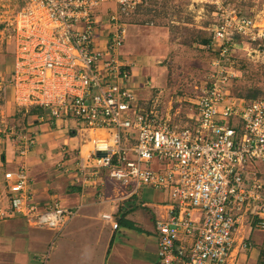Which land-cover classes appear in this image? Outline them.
<instances>
[{
	"label": "built area",
	"instance_id": "obj_1",
	"mask_svg": "<svg viewBox=\"0 0 264 264\" xmlns=\"http://www.w3.org/2000/svg\"><path fill=\"white\" fill-rule=\"evenodd\" d=\"M147 1L0 0V43H12L0 97L8 87L25 113L37 105L52 123L73 121L82 138L72 156L62 146L54 165L98 203L119 208L144 186L165 192V201L153 205L156 264H228L243 217L264 230V97L246 100L230 91L238 42L264 61V25L235 7L220 9L202 45L215 54L211 74L189 92L190 120L180 124V105L172 114L156 100L143 106L149 98L140 100L127 82V19ZM3 138L13 140L19 160L3 173L9 205L0 206V219L20 215L57 236L80 204H36L24 160L34 132L0 125ZM107 184L114 194L104 192ZM113 216L101 214L115 229ZM241 246L251 243L243 239Z\"/></svg>",
	"mask_w": 264,
	"mask_h": 264
},
{
	"label": "crops",
	"instance_id": "obj_2",
	"mask_svg": "<svg viewBox=\"0 0 264 264\" xmlns=\"http://www.w3.org/2000/svg\"><path fill=\"white\" fill-rule=\"evenodd\" d=\"M133 28L132 35L127 37L126 44L124 43L121 48L123 49L121 53L133 61L128 85L140 100L149 98L144 104L148 107L153 102L150 89L154 84L151 78L153 81L158 79L155 75L158 73V66L155 64L159 60L152 59L154 56L151 54L156 52V44H162L165 33L148 27L144 35L141 32L136 34L137 30ZM152 47L154 49L149 52ZM3 48L12 53L11 42H6ZM151 72L154 73L149 74ZM2 98H0L2 100L0 125L23 127L34 132L35 143L25 161L31 177L34 202L44 206L53 200H58L64 206L77 204L80 206L77 214L57 236L49 229H45L48 233L43 235L42 231H37L36 227L29 226L20 215L0 219V264H23V260L27 261V257L17 250V244L24 240L30 246L38 247L45 243L46 239L48 240L46 255L41 264H156V242L154 245L148 242V232L154 233L153 205L142 206L140 209L138 193L125 199L119 208L111 202L98 203L92 190L81 193L80 188L73 183L71 173L59 171L54 165L62 158L58 149L60 144L65 143L72 149L78 146L79 143L75 141L77 138L75 131L71 129L70 135H66L67 128L63 127L65 124L52 123L45 115H26L15 103L7 100L6 95L4 99ZM140 100L138 99V102ZM169 114H172L170 110ZM69 125L73 126L74 123L71 121ZM17 161L13 140L0 139V206L9 205L8 181L3 173L14 169ZM106 193L112 195L114 191H106ZM164 198L163 196L160 202ZM121 208H127L126 222L132 223L133 226L129 227L121 221L114 229L108 220L101 217V214L113 213L116 218ZM27 232L30 234L25 237ZM115 236L117 242L114 240ZM263 236L264 230L249 222L247 217H243L242 222L236 224L232 257L228 264H256L258 247L263 241ZM243 239L251 243L250 248L245 249L241 246ZM150 254L152 263L148 262Z\"/></svg>",
	"mask_w": 264,
	"mask_h": 264
},
{
	"label": "rangeland",
	"instance_id": "obj_3",
	"mask_svg": "<svg viewBox=\"0 0 264 264\" xmlns=\"http://www.w3.org/2000/svg\"><path fill=\"white\" fill-rule=\"evenodd\" d=\"M223 7H235L243 15H256L257 21L264 25V0H148L147 4L138 7L127 19L126 29L128 27V31L123 45L126 44L127 37L132 35L133 27L137 30L136 34L141 32L144 35L148 27L156 28L158 32L165 33L162 37V44H156L157 50L151 54L154 56L152 59L159 60L155 64L158 66V73L155 74L158 79L153 81L151 78L152 84H154L150 89L151 99L153 102L154 100L162 102L163 108H168L170 113H174L180 105L177 116L180 124L185 119L190 120L185 116L186 113H190L186 108V98L189 96V92L193 90L195 85L202 84L211 74L213 68L211 61L215 58V54L203 48L200 41L210 36L219 17L220 9ZM147 35L149 36V33ZM244 46L243 42H238L233 53L234 56L231 58L235 76L232 77L230 91L246 100L264 97V61L261 57L255 56L250 47L245 50ZM3 47L4 45L0 43V75L11 71L12 62V53ZM150 49L149 52H152L154 48ZM5 95L7 100L14 103L11 88H6ZM5 95L2 99L5 98ZM70 122L63 123L65 124L63 127L67 128L66 135H70L71 129L74 128V125H69ZM75 135L77 137L75 141L78 144L82 136ZM62 146H65V143L60 144L58 149L60 150ZM69 153L72 156L75 150L70 147ZM26 159L24 160L26 161ZM55 169L57 168L55 167ZM105 191H111L110 184L104 186ZM137 193L138 202L141 205L140 209L142 206L150 207L159 203L161 198L166 195L163 191L147 186L141 187ZM123 201H120V204ZM164 201L165 198L162 202ZM132 217L135 219L134 216ZM140 225L144 226L141 223ZM45 229L38 227L37 231H42V234L45 235L48 233L45 232ZM29 234L30 232H27L24 236L27 237ZM116 236L114 240L117 242ZM148 236V242L154 245L157 241V234L150 231ZM47 242L46 239L45 243L38 246L40 248L36 245L30 246L24 240L19 242L17 250L23 252L27 257V261L23 260V264H41L46 255ZM261 246H264V238ZM148 258V262L152 263L151 254Z\"/></svg>",
	"mask_w": 264,
	"mask_h": 264
},
{
	"label": "trees",
	"instance_id": "obj_4",
	"mask_svg": "<svg viewBox=\"0 0 264 264\" xmlns=\"http://www.w3.org/2000/svg\"><path fill=\"white\" fill-rule=\"evenodd\" d=\"M208 40H209V37L201 39V41H200L201 44L200 45L202 46ZM32 114L38 115V116L45 115V113L42 110V108L37 106V105L30 106L29 109L26 112V115H32ZM120 210L121 211L119 212V216H116L117 223L118 222L121 223V221H122V222H125V224L128 225L129 227H132L133 226L132 223L130 224V223L126 222L125 215L128 213L127 208H121ZM256 264H264V246L260 245L258 247V255H257V259H256Z\"/></svg>",
	"mask_w": 264,
	"mask_h": 264
},
{
	"label": "water",
	"instance_id": "obj_5",
	"mask_svg": "<svg viewBox=\"0 0 264 264\" xmlns=\"http://www.w3.org/2000/svg\"><path fill=\"white\" fill-rule=\"evenodd\" d=\"M104 154H105L104 151H98V152L96 153L97 156H101V155H104Z\"/></svg>",
	"mask_w": 264,
	"mask_h": 264
}]
</instances>
